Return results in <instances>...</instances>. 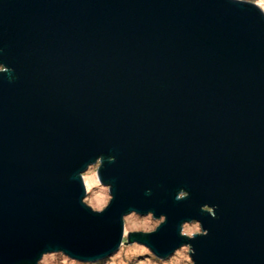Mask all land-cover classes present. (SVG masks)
Masks as SVG:
<instances>
[{
    "label": "water",
    "instance_id": "water-1",
    "mask_svg": "<svg viewBox=\"0 0 264 264\" xmlns=\"http://www.w3.org/2000/svg\"><path fill=\"white\" fill-rule=\"evenodd\" d=\"M130 214L163 218L124 244L158 260L187 246L192 264H264L263 11L0 0V264L103 260Z\"/></svg>",
    "mask_w": 264,
    "mask_h": 264
},
{
    "label": "rangeland",
    "instance_id": "rangeland-1",
    "mask_svg": "<svg viewBox=\"0 0 264 264\" xmlns=\"http://www.w3.org/2000/svg\"><path fill=\"white\" fill-rule=\"evenodd\" d=\"M248 3H252L259 7L264 13V0H239ZM96 167H90L85 173L82 174V180L85 185L86 197L83 202L94 212L102 211L109 203L108 188L102 187L99 185L96 179ZM163 222V218L159 220H153L152 216H138L135 214H130L123 219L124 223V233L119 249L112 254L104 264H192L191 259L189 258V253L191 249L189 247H181L177 249L172 255L167 259L158 260L153 257L150 252L142 246H137L136 244H127L124 246L127 241L126 235L131 232H142L150 233L153 232L156 227ZM182 235L190 238L193 235L200 234V228L197 224H185L182 227ZM133 246V248H129ZM125 247V248H124ZM142 247V248H140ZM190 249V250H189ZM54 254L44 255L38 264H75L74 260L67 258L62 255L65 259H56ZM106 259V258H105ZM104 260V259H103ZM102 261V260H100ZM99 262V261H97ZM81 263V262H78ZM95 263V262H94ZM88 264V263H81Z\"/></svg>",
    "mask_w": 264,
    "mask_h": 264
},
{
    "label": "trees",
    "instance_id": "trees-1",
    "mask_svg": "<svg viewBox=\"0 0 264 264\" xmlns=\"http://www.w3.org/2000/svg\"><path fill=\"white\" fill-rule=\"evenodd\" d=\"M135 247H139L138 245L137 246H135ZM125 248V247H124ZM130 249L131 248H133V246H131V247H129ZM140 248H142V247H140ZM55 258L56 259H65V260H68L67 258H65V257H63L61 254H57V255H55ZM109 258H106V259H104V260H102V261H99V262H95V263H88V264H104L105 263V261H107ZM75 264H81V263H78V262H75Z\"/></svg>",
    "mask_w": 264,
    "mask_h": 264
},
{
    "label": "bare ground",
    "instance_id": "bare-ground-1",
    "mask_svg": "<svg viewBox=\"0 0 264 264\" xmlns=\"http://www.w3.org/2000/svg\"><path fill=\"white\" fill-rule=\"evenodd\" d=\"M194 224H195V223H194ZM197 225H198V224H197ZM183 226H184V225H183ZM183 226H182V227H183ZM198 226H199V225H198ZM183 247H187V246H183ZM179 249H180V248H179ZM173 253H174V252H173ZM173 253H172V254H173ZM53 254H54V253H53ZM172 254H171V255H172ZM167 258H168V257H167ZM167 258H166V259H167Z\"/></svg>",
    "mask_w": 264,
    "mask_h": 264
}]
</instances>
